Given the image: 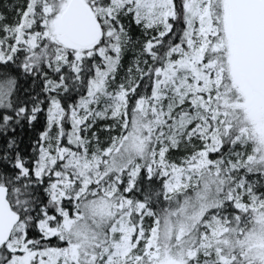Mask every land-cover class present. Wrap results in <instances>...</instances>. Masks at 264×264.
<instances>
[{"label":"snow or ice","instance_id":"snow-or-ice-1","mask_svg":"<svg viewBox=\"0 0 264 264\" xmlns=\"http://www.w3.org/2000/svg\"><path fill=\"white\" fill-rule=\"evenodd\" d=\"M0 264H264V0H3Z\"/></svg>","mask_w":264,"mask_h":264},{"label":"trees","instance_id":"trees-1","mask_svg":"<svg viewBox=\"0 0 264 264\" xmlns=\"http://www.w3.org/2000/svg\"><path fill=\"white\" fill-rule=\"evenodd\" d=\"M3 2V0H0V3H2Z\"/></svg>","mask_w":264,"mask_h":264}]
</instances>
